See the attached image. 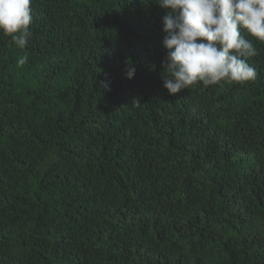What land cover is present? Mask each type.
I'll return each instance as SVG.
<instances>
[{
  "label": "trees",
  "instance_id": "1",
  "mask_svg": "<svg viewBox=\"0 0 264 264\" xmlns=\"http://www.w3.org/2000/svg\"><path fill=\"white\" fill-rule=\"evenodd\" d=\"M31 7L26 49L0 34V264H264V43L255 81L169 95L155 0Z\"/></svg>",
  "mask_w": 264,
  "mask_h": 264
},
{
  "label": "clouds",
  "instance_id": "2",
  "mask_svg": "<svg viewBox=\"0 0 264 264\" xmlns=\"http://www.w3.org/2000/svg\"><path fill=\"white\" fill-rule=\"evenodd\" d=\"M166 10L161 17L162 86L169 95L202 84L255 81L257 68L249 59L258 55L253 40L264 43V0H155ZM32 0H0V34L10 37L18 49H26L32 37ZM28 62L27 55L17 66ZM125 77L135 67L126 62ZM102 87L108 85L102 82Z\"/></svg>",
  "mask_w": 264,
  "mask_h": 264
}]
</instances>
